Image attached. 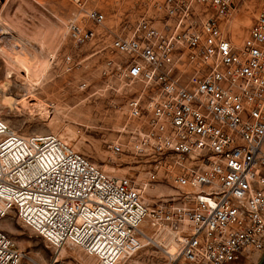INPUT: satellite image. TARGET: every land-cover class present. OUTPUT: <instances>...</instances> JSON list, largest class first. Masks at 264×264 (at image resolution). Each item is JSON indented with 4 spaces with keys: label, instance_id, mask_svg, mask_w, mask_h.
Instances as JSON below:
<instances>
[{
    "label": "built area",
    "instance_id": "built-area-1",
    "mask_svg": "<svg viewBox=\"0 0 264 264\" xmlns=\"http://www.w3.org/2000/svg\"><path fill=\"white\" fill-rule=\"evenodd\" d=\"M67 1L74 45H107L118 59L105 72L143 87L110 149L147 179L110 176L58 136H22L0 118V224L14 214L43 238L57 254L45 264H70L64 248L120 264L144 242L165 264H264V0H141L115 29L102 6L118 0ZM159 182L175 194L151 207ZM0 264L41 263L0 228Z\"/></svg>",
    "mask_w": 264,
    "mask_h": 264
},
{
    "label": "rangeland",
    "instance_id": "rangeland-1",
    "mask_svg": "<svg viewBox=\"0 0 264 264\" xmlns=\"http://www.w3.org/2000/svg\"><path fill=\"white\" fill-rule=\"evenodd\" d=\"M144 6L141 0L108 1L102 6L108 18L107 27L132 25ZM77 11L67 0H0V118L22 136H58L110 176L127 175L144 183L146 168L131 158L113 155L110 149L125 134L121 129L127 124V100L132 92L143 87L140 84L128 87L105 72L106 61L118 59L107 45L99 42L74 45L69 37V24ZM252 19L253 16L242 19L250 22L242 29V38ZM44 21L56 25L57 37L54 41L53 31L42 27V32L48 31L42 44L34 37L36 27ZM35 50H42L48 62L38 77L21 67L23 62L29 68L35 66L36 61L31 58ZM68 55L76 60L70 72L64 64ZM37 101L48 106L50 117L28 110ZM174 194L170 186L159 182L148 188L144 196L152 207ZM0 228L10 234L20 250L30 253L41 264L57 257L54 249L14 214L6 217ZM58 258L70 264H97L96 259L88 258L79 249H62ZM120 264H165V260L162 254L145 245Z\"/></svg>",
    "mask_w": 264,
    "mask_h": 264
},
{
    "label": "bare ground",
    "instance_id": "bare-ground-1",
    "mask_svg": "<svg viewBox=\"0 0 264 264\" xmlns=\"http://www.w3.org/2000/svg\"><path fill=\"white\" fill-rule=\"evenodd\" d=\"M245 22L246 23L244 24V26H249L248 24L250 22L249 21H245ZM49 24H50V22L47 23V22L44 21L41 24V26L36 27V35L34 37V40L36 42L42 43L43 40L45 39V37L47 36V33H48L49 30H52L53 31L52 38L54 39V41L56 40V37H57L56 36L57 35L56 34V25L55 24H50L49 25ZM42 27H49L48 28V31H46L45 33H44V31L42 32V30H41ZM240 35H243V32L242 31L239 34V37H242ZM31 58H32V61H36V62H34L35 63V66L34 67L29 68L24 62L21 63V67L24 68L29 73V75H32L33 77H38L47 68V66H48L47 59H46L45 55L43 54L42 50H40V52H37L35 50V53H33V56ZM28 110L32 114L33 113H39L41 115V117H47V118L50 117L49 116L50 112H49L48 106L45 103L41 102V101H37L32 106L31 105L28 106ZM122 132H123V130H122ZM144 245H146L145 242H144ZM64 249H67V248H64ZM72 249H79V250H81L80 248H72ZM88 258L93 259V260L96 259L95 257H91V256H88ZM124 259H125V257H124ZM123 261H125V260H122L121 263Z\"/></svg>",
    "mask_w": 264,
    "mask_h": 264
},
{
    "label": "trees",
    "instance_id": "trees-1",
    "mask_svg": "<svg viewBox=\"0 0 264 264\" xmlns=\"http://www.w3.org/2000/svg\"><path fill=\"white\" fill-rule=\"evenodd\" d=\"M243 264V263H242Z\"/></svg>",
    "mask_w": 264,
    "mask_h": 264
}]
</instances>
